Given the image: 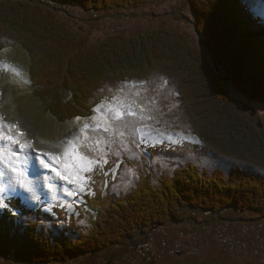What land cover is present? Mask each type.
Wrapping results in <instances>:
<instances>
[{
    "label": "trees",
    "instance_id": "16d2710c",
    "mask_svg": "<svg viewBox=\"0 0 264 264\" xmlns=\"http://www.w3.org/2000/svg\"><path fill=\"white\" fill-rule=\"evenodd\" d=\"M197 2L201 8L209 6L203 20L193 9L199 42L165 27L137 35L111 33L91 42V32L68 21L71 9L134 10L143 0H0V29L25 36L31 59L38 40L33 35L39 33L52 46L33 60L30 72L35 75L34 95L57 120L89 116L96 104L90 98L105 84L143 80L154 69L162 70L178 77L203 146L244 169L210 176L190 166L163 189L147 184L126 199H103L105 208L96 205L97 217L76 240L59 238L64 230L52 237L37 225L23 228L19 217L7 212L0 217V257L16 264H49L90 255V264H99L97 255L125 240L156 225L188 219V208L217 214L234 208L264 218V178L247 169L264 175V125L255 118L257 109L249 111L254 102L264 103V25L243 0ZM47 3L59 5L66 16L46 9Z\"/></svg>",
    "mask_w": 264,
    "mask_h": 264
},
{
    "label": "rangeland",
    "instance_id": "374dc122",
    "mask_svg": "<svg viewBox=\"0 0 264 264\" xmlns=\"http://www.w3.org/2000/svg\"><path fill=\"white\" fill-rule=\"evenodd\" d=\"M193 1L195 3L192 6L197 17L201 16L203 20V13L209 10V6L205 4L201 8L197 0ZM61 2L63 1L59 3ZM243 2L254 10L262 8L264 15V7L261 6H264V0ZM180 3H183L182 9L179 7ZM184 4V0H150L148 3L143 0V3L135 6V10L128 11L132 8L128 6L125 12L122 9L115 12V16L104 15L102 19H98L97 12L87 14L77 8L71 9L73 18L68 21L76 26L84 25L87 30L94 27L90 36L92 42L103 41L110 33L125 31L137 35L143 31L148 32V29L156 31L155 28L159 27L180 32L194 42H199L200 36L196 30L198 24L194 25L193 12ZM150 5H157L161 16L155 14ZM44 6L52 9L56 15L59 11L62 12V18L66 16L59 9V5L52 6L47 3ZM253 13L250 11L251 16H254ZM256 14L259 12L256 11ZM38 34L32 37L38 40L35 44L36 53H32L31 59L27 51L30 43L25 36L17 35L14 31L7 32L5 29L0 32V91L4 89L2 108L9 112L10 121L17 122L16 118L25 116L32 119L37 130L35 147L38 149L20 150L8 141L0 145V148L5 146V151H0V194H16L28 202L27 205L31 208L25 204L22 208L29 218L33 213L31 226L37 225L38 231L50 235L64 230L66 237L71 235L76 240L80 230L89 226V218L94 217L96 205L105 208L106 202L97 200L99 196H109L108 203H113L114 193L119 197L129 192L135 194L143 187L146 188L147 184L154 190L163 189L174 183L168 175H174L179 162L194 161L193 164L198 168L208 171L224 168L216 165L213 153L205 155L198 149L200 141L194 135V126L197 128L198 121L190 114L189 106L183 105L177 98V86H180L178 79L166 75L162 70L154 69L152 73L149 72L150 76L146 80L107 85L103 89L101 86L91 96V99L99 97L101 103L96 108L97 115L94 112L90 120L75 119L64 123L55 120L43 107L40 99L35 97V84L31 87L35 78L29 71L32 69L33 60L38 61L44 52L52 51V46L44 42L43 37ZM250 39L251 37L248 38ZM102 99L108 101L102 103ZM253 108L257 109L255 118L263 126L264 103L254 102L253 107L249 106V111ZM116 111L124 115L117 118ZM85 124L89 125L88 130L66 136L75 126L84 129ZM1 129L9 128L0 119ZM60 132H64L61 134L66 138H58ZM142 137L154 144L139 140ZM182 146L185 151H180L179 155L184 152V156H178L175 153L178 151L174 150H180ZM13 148L16 149V155H12ZM66 151L69 153L68 157H65ZM18 152L22 153L21 157H17ZM42 153L51 155L42 156ZM123 161L122 169L117 172L120 162ZM220 161L219 163L228 162ZM66 162H71L73 166L64 168ZM55 166L61 172L55 170ZM81 167L90 170L79 171ZM248 169L262 176L253 169ZM112 171L113 177H110ZM64 175H68L72 182L62 179ZM77 176L86 178L82 187L74 179ZM114 182L116 184L113 190ZM11 189H15V192ZM75 193L80 196L76 197ZM74 199L80 200L75 202ZM71 201H74L75 210L68 203ZM66 203L70 205L68 217L60 215L63 214L62 207ZM38 207L41 210L35 212L33 209ZM241 212L240 209L230 210L221 219L214 220L215 223L205 215L192 213L190 215L193 218L186 222H167L161 228L140 233L115 248L117 254L111 264H132L131 261L148 259L152 264L173 260L186 264H264V224H253L255 220L252 219L242 225H233L234 219L242 218ZM79 214L82 219L78 217ZM71 215L76 217L72 218ZM23 221L26 222L27 218L24 217ZM97 257L99 264H105L106 254ZM0 264L12 263L0 259Z\"/></svg>",
    "mask_w": 264,
    "mask_h": 264
},
{
    "label": "snow or ice",
    "instance_id": "6c2138e0",
    "mask_svg": "<svg viewBox=\"0 0 264 264\" xmlns=\"http://www.w3.org/2000/svg\"><path fill=\"white\" fill-rule=\"evenodd\" d=\"M99 108V106H97ZM93 111H96V109H94ZM124 115V113H121L120 111H116V117H122ZM77 120H80L81 117H77ZM9 128L15 127V125H9ZM89 127V125L85 124L84 125V129H87ZM84 129H81V131H84ZM24 133L22 131H18L17 136H23ZM17 136H13V135H5L3 131H0V145L3 144L4 141H8L11 142L12 145L17 146L20 150H24L26 148V144L21 142L20 139L17 138ZM69 143H71V141H69ZM16 151L15 148L12 151V155H16ZM48 155L50 156V153H42V156ZM74 156L77 154H73ZM69 153L66 151L65 152V157H68ZM107 161H105L106 163ZM64 168H71L73 165L71 162H66L64 165ZM90 169L86 168V167H81L79 169V171H88ZM13 171H15V169H13ZM59 171V170H57ZM62 179L69 181L70 183L72 182V180L70 179V177L68 175H64L62 176ZM74 179L78 180L80 183V186H83V182L86 179L85 177H74ZM22 183V182H21ZM12 192H15V189H11ZM15 197L10 196L8 194H0V209H6L8 213L11 214L12 217H18L19 216V211L17 209H14L11 207L10 205V201L11 199H13Z\"/></svg>",
    "mask_w": 264,
    "mask_h": 264
},
{
    "label": "bare ground",
    "instance_id": "6f19581e",
    "mask_svg": "<svg viewBox=\"0 0 264 264\" xmlns=\"http://www.w3.org/2000/svg\"><path fill=\"white\" fill-rule=\"evenodd\" d=\"M24 124L27 125V126H30L31 122L29 120H24Z\"/></svg>",
    "mask_w": 264,
    "mask_h": 264
}]
</instances>
